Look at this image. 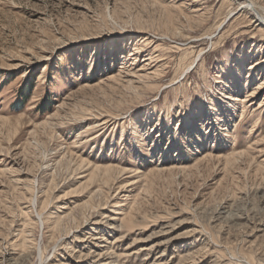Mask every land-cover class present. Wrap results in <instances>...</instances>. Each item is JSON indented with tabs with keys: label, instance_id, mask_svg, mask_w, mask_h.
<instances>
[{
	"label": "rangeland",
	"instance_id": "rangeland-1",
	"mask_svg": "<svg viewBox=\"0 0 264 264\" xmlns=\"http://www.w3.org/2000/svg\"><path fill=\"white\" fill-rule=\"evenodd\" d=\"M250 1L0 0V264H264Z\"/></svg>",
	"mask_w": 264,
	"mask_h": 264
},
{
	"label": "bare ground",
	"instance_id": "bare-ground-1",
	"mask_svg": "<svg viewBox=\"0 0 264 264\" xmlns=\"http://www.w3.org/2000/svg\"><path fill=\"white\" fill-rule=\"evenodd\" d=\"M255 4L256 3H253V2H251L250 1V4H249V7H250V9H251V11L252 12H254V14H255V17L254 18H258V20H257V22H260V23H264V15L262 14V12H264V9H261V10H259V9H257V7L255 6ZM262 8V7H261ZM182 31V30H181ZM180 31V32H181ZM176 32V31H175ZM177 33V32H176ZM238 71V70H237ZM130 78H131V76H130ZM134 79V78H133ZM129 80V79H128ZM44 158V157H43ZM83 163V162H82ZM71 167V166H70ZM82 167V165L80 166V168ZM72 169V168H71ZM56 171V170H55ZM111 171H116V170H111V169H108V172H111ZM34 185L36 186L37 185V182L34 180ZM32 187V186H31ZM34 187V186H33ZM34 189V188H33ZM36 191V190H35ZM32 208L33 209H36L37 208V205H38V198H37V196H35V195H33V197H32ZM31 209V208H30ZM38 213V212H37ZM37 217H38V221L40 222L41 221V223H42V225H44V221L42 220V217H41V215H39V214H37ZM87 221H85V223H86ZM60 223L61 222H56V224H57V226L58 227H60ZM88 223V222H87ZM56 224H55V226H56ZM56 230H57V227H56ZM27 231V230H26ZM24 233H25V231H24ZM27 236H29L28 234H27ZM38 244V243H37ZM38 248H39V251H40V254H39V260L41 261L40 262V264H43V262H44V253H43V250H42V247H41V244H39V246H38ZM24 253V252H23ZM26 253V252H25ZM29 253V252H28ZM27 254V253H26ZM4 255V254H3ZM1 256V258H0V261H4V260H6V261H8V262H10V256L9 255H4V256ZM29 256V255H28ZM22 259V258H21ZM29 259V258H28ZM19 261V260H18ZM18 261H17V263H18ZM16 262V261H15ZM24 262H25V260H24ZM250 263V262H249ZM12 264H13V262H12ZM20 264V263H19ZM24 264V263H23Z\"/></svg>",
	"mask_w": 264,
	"mask_h": 264
}]
</instances>
